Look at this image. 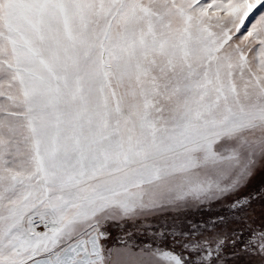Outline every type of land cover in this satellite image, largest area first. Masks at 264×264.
<instances>
[{"label": "snow or ice", "instance_id": "snow-or-ice-1", "mask_svg": "<svg viewBox=\"0 0 264 264\" xmlns=\"http://www.w3.org/2000/svg\"><path fill=\"white\" fill-rule=\"evenodd\" d=\"M0 264H264V0H0Z\"/></svg>", "mask_w": 264, "mask_h": 264}]
</instances>
